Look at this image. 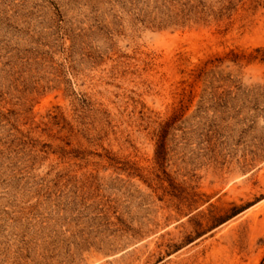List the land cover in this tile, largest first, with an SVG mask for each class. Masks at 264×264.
I'll use <instances>...</instances> for the list:
<instances>
[{"label": "rangeland", "instance_id": "1", "mask_svg": "<svg viewBox=\"0 0 264 264\" xmlns=\"http://www.w3.org/2000/svg\"><path fill=\"white\" fill-rule=\"evenodd\" d=\"M0 264H264V0H0Z\"/></svg>", "mask_w": 264, "mask_h": 264}]
</instances>
